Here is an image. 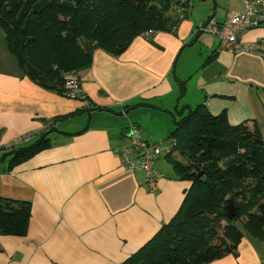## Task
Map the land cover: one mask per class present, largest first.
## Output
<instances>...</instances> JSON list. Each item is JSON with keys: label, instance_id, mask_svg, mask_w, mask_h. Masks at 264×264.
Masks as SVG:
<instances>
[{"label": "crops", "instance_id": "1", "mask_svg": "<svg viewBox=\"0 0 264 264\" xmlns=\"http://www.w3.org/2000/svg\"><path fill=\"white\" fill-rule=\"evenodd\" d=\"M244 9L243 0H190L174 32L136 37L119 56L94 50L92 66L77 73L92 109L27 77L0 29V197L32 205L26 236L0 235V264H123L171 222L191 183L166 157L154 191L140 167L124 166L116 152L132 125L147 142L171 144L177 111L205 105L232 126L257 124L264 140V26L241 38L255 54L230 53L202 31ZM147 119L161 120L159 137L144 131ZM46 133L48 149L8 169L5 155ZM262 263L264 240L245 236L237 255L210 264Z\"/></svg>", "mask_w": 264, "mask_h": 264}, {"label": "trees", "instance_id": "2", "mask_svg": "<svg viewBox=\"0 0 264 264\" xmlns=\"http://www.w3.org/2000/svg\"><path fill=\"white\" fill-rule=\"evenodd\" d=\"M189 7L190 0H0V29L27 77L71 98L65 75L80 85L77 73L92 66L94 50L119 56L145 32H174ZM82 96L72 99L92 106ZM175 119L169 138L180 159L166 158L191 186L171 222L123 264H210L237 255L245 236L264 240V140L257 124L232 126L225 112L212 115L205 105L186 115L179 110ZM48 134L5 155L8 169L48 149ZM31 217V203L0 197L1 236H26Z\"/></svg>", "mask_w": 264, "mask_h": 264}, {"label": "built area", "instance_id": "3", "mask_svg": "<svg viewBox=\"0 0 264 264\" xmlns=\"http://www.w3.org/2000/svg\"><path fill=\"white\" fill-rule=\"evenodd\" d=\"M243 2L245 6L243 12L233 13L223 23H219L214 18H211L204 32L217 36L221 48L230 53L247 52L255 54L257 52L256 49L251 44L244 43L241 38L247 31L264 26V0H243ZM179 12L180 15H177L182 16L183 12ZM153 34L152 31H148L142 36L148 39ZM261 44L264 45V39L261 40ZM261 56H264V53H261ZM66 88L71 89L69 91L71 99L81 94H83L81 100L85 98L79 83L72 76L66 77ZM85 106L92 107L87 103ZM130 131L129 142L116 152V156L130 170L140 167L146 174V183L150 191H154L160 178L159 173L155 169L156 162L163 157L176 155L178 153L176 151L177 143L172 141L170 146L167 147L147 142L142 139L139 128L136 125H132ZM133 155L137 156V160H130V157Z\"/></svg>", "mask_w": 264, "mask_h": 264}, {"label": "rangeland", "instance_id": "4", "mask_svg": "<svg viewBox=\"0 0 264 264\" xmlns=\"http://www.w3.org/2000/svg\"><path fill=\"white\" fill-rule=\"evenodd\" d=\"M169 16H172V12L169 13ZM146 33V32H145ZM209 34V33H208ZM66 77H69L70 75H65ZM146 122L149 124V129L145 130L144 131H148V132H152V133H155L156 135H158L159 137V132L161 130V127H160V123H161V120L159 119H153V120H149L147 119ZM147 133V132H146ZM164 143V142H162ZM165 146H170V143L168 144H164ZM180 159V158H179ZM8 163V161L4 162V164L6 165Z\"/></svg>", "mask_w": 264, "mask_h": 264}, {"label": "water", "instance_id": "5", "mask_svg": "<svg viewBox=\"0 0 264 264\" xmlns=\"http://www.w3.org/2000/svg\"><path fill=\"white\" fill-rule=\"evenodd\" d=\"M208 23V22H207ZM207 23L202 27V31L204 32V29L206 28L207 26ZM130 134H131V131H130Z\"/></svg>", "mask_w": 264, "mask_h": 264}]
</instances>
